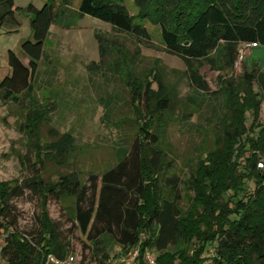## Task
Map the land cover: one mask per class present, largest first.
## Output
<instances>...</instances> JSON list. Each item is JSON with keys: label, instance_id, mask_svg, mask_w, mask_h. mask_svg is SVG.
Returning a JSON list of instances; mask_svg holds the SVG:
<instances>
[{"label": "trees", "instance_id": "trees-1", "mask_svg": "<svg viewBox=\"0 0 264 264\" xmlns=\"http://www.w3.org/2000/svg\"><path fill=\"white\" fill-rule=\"evenodd\" d=\"M134 1L137 17L125 0H81L79 15L106 22L115 32L141 41L151 39V34L136 20L158 25L166 52L182 59L199 91L209 90L201 76L203 67L219 73L224 114L216 126L215 147L203 153L193 170L189 208H183L182 179L169 172L164 149L167 121L163 117L172 107V89L159 69L140 77L126 51L116 49L121 59L113 66H125L135 109V141L120 150L113 167L100 175L90 174L89 182L78 171L61 173L55 181L45 179V161L38 155L33 176L0 182L4 240L0 255L5 264H48L50 256L60 262L71 257V237L49 212L53 200L72 228L87 236L84 249L92 251L96 264L109 260L104 241L108 237L123 255L138 250L136 264H149L148 252L155 253L154 264H264V170L258 168L260 158L264 160V71L254 65L234 79L241 46L264 47V0ZM72 4L73 0H49L42 9L33 5L26 9L32 14L33 29V41L23 45L29 64L10 52L12 74L0 83V100L19 101L32 95L51 29ZM19 10L24 9L17 8L15 0H0V26L19 25ZM96 38L104 63L116 43L110 41L113 46L108 51L105 40L109 39L99 33ZM97 67L91 63L88 69ZM118 72L121 75L122 68ZM194 115L199 116L197 112L190 116ZM44 120V113L30 112L26 132L39 155L48 150V161L69 167L76 152L75 137L53 127L56 140L41 146L39 126ZM27 193L37 197L39 206L36 228L30 234L17 230L12 205Z\"/></svg>", "mask_w": 264, "mask_h": 264}, {"label": "rangeland", "instance_id": "rangeland-1", "mask_svg": "<svg viewBox=\"0 0 264 264\" xmlns=\"http://www.w3.org/2000/svg\"><path fill=\"white\" fill-rule=\"evenodd\" d=\"M48 2L15 0L16 7L24 10L16 13L19 25L0 26V83L12 74L10 52L29 64L23 45L33 41V29L32 14L26 9L30 5L42 9ZM80 3L81 0H73L70 10L56 19L45 43L32 95L29 98L20 96L19 101L0 100V182L33 176L37 155L45 161L43 177L52 181L61 173L78 171L82 179L89 182L90 174L100 175L116 164L120 150L130 147L138 132L132 97L126 85L125 66H113L121 59L116 51L120 49L126 51L129 63L134 64L140 77L159 69L164 74L165 84L172 89V107L163 117L167 121L164 149L169 172L182 179L183 208L187 210L193 198V170L203 153L215 147L216 126L224 114L219 73L208 66L203 67L201 76L209 90L199 91L182 59L166 52L158 25L148 20H136L151 34V39L141 41L115 32L106 22L80 16ZM125 5L133 15H139L134 0H125ZM98 33L109 39L105 40L108 51L113 46L110 41L116 43L115 50L104 63L96 38ZM91 63L98 67L89 70ZM254 65L264 71V47L241 46L234 79L238 80L245 69L251 70ZM30 112L31 115L42 112L45 116L39 126L41 146L56 140L51 132L53 127L62 134L71 133L75 137L76 152L69 167L48 161V150L38 154L36 142L25 127ZM196 112L199 116H190ZM261 118L264 123V101ZM12 205L17 230L26 234L33 232L39 212L37 197L27 193L23 198L13 200ZM48 207L52 219L71 237L73 264H96L92 251L84 249L89 243L87 236L80 229L72 228L71 220L58 203L51 200ZM0 240L3 245L4 240ZM104 241L109 260L128 256L123 255L122 248L113 239L108 237ZM150 254L155 258V253ZM0 264H5L1 255Z\"/></svg>", "mask_w": 264, "mask_h": 264}, {"label": "built area", "instance_id": "built-area-1", "mask_svg": "<svg viewBox=\"0 0 264 264\" xmlns=\"http://www.w3.org/2000/svg\"><path fill=\"white\" fill-rule=\"evenodd\" d=\"M246 47H255L258 46L256 44H247L245 45ZM260 158V157H259ZM258 168L261 170H264V160H262L260 158V160L258 161ZM2 247V243L0 240V250ZM151 252H148L147 254V262L149 264H154L155 263V258L152 257V255L150 254ZM138 257V250H133L132 253L129 256H122L121 258L117 259L116 261H114L113 259L108 260L105 264H136V260ZM75 261V258L73 256L69 257L67 260L60 262L58 260H56L53 256H50L48 259V264L49 263H56V264H73Z\"/></svg>", "mask_w": 264, "mask_h": 264}]
</instances>
